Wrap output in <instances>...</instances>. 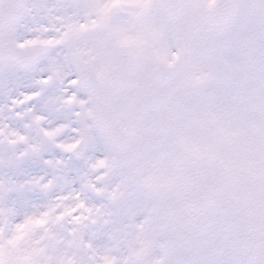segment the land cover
I'll list each match as a JSON object with an SVG mask.
<instances>
[{
    "label": "snow or ice",
    "instance_id": "6c2138e0",
    "mask_svg": "<svg viewBox=\"0 0 264 264\" xmlns=\"http://www.w3.org/2000/svg\"><path fill=\"white\" fill-rule=\"evenodd\" d=\"M0 264H264V0H0Z\"/></svg>",
    "mask_w": 264,
    "mask_h": 264
}]
</instances>
